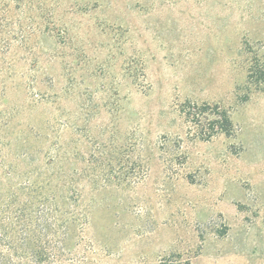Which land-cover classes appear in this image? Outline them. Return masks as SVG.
Masks as SVG:
<instances>
[{"label": "rangeland", "instance_id": "1", "mask_svg": "<svg viewBox=\"0 0 264 264\" xmlns=\"http://www.w3.org/2000/svg\"><path fill=\"white\" fill-rule=\"evenodd\" d=\"M0 239L264 264V0H0Z\"/></svg>", "mask_w": 264, "mask_h": 264}, {"label": "trees", "instance_id": "2", "mask_svg": "<svg viewBox=\"0 0 264 264\" xmlns=\"http://www.w3.org/2000/svg\"><path fill=\"white\" fill-rule=\"evenodd\" d=\"M194 110L196 111L194 112V117H197L198 115H201L206 111L212 110V108L209 105H203L200 108L198 106H195ZM213 111L215 112L217 111V114L219 116L217 117L215 121H213L212 123H209L211 132H208V134H206V138H211L215 133H218L220 131L230 134L232 132V124H231V121H230V118L227 112L219 113L218 112L219 108L217 107H216V110H213ZM189 114L191 115V113ZM3 241H4L3 239H0V248H3L2 247L4 243ZM4 245H6V248L8 249V251L9 249L10 250L13 249L8 244H4ZM14 258L19 261V264H24V261H27L25 264H30V263L31 264H52L53 260L55 259L54 256H51L48 254H40V253L23 257L22 255L17 254V252H15ZM7 260H9L10 262H7ZM0 264H16V263L12 262V260H10L7 255L0 253Z\"/></svg>", "mask_w": 264, "mask_h": 264}]
</instances>
